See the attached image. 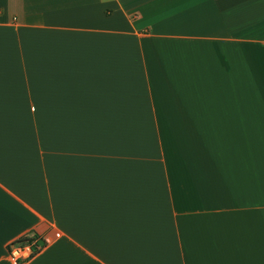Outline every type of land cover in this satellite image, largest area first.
Returning a JSON list of instances; mask_svg holds the SVG:
<instances>
[{
    "label": "crops",
    "instance_id": "obj_1",
    "mask_svg": "<svg viewBox=\"0 0 264 264\" xmlns=\"http://www.w3.org/2000/svg\"><path fill=\"white\" fill-rule=\"evenodd\" d=\"M264 264V0H0V264Z\"/></svg>",
    "mask_w": 264,
    "mask_h": 264
},
{
    "label": "built area",
    "instance_id": "obj_2",
    "mask_svg": "<svg viewBox=\"0 0 264 264\" xmlns=\"http://www.w3.org/2000/svg\"><path fill=\"white\" fill-rule=\"evenodd\" d=\"M25 237L31 238L33 234H27ZM42 247L43 243L36 239H16L8 244L7 252L16 264H22L34 257Z\"/></svg>",
    "mask_w": 264,
    "mask_h": 264
},
{
    "label": "trees",
    "instance_id": "obj_3",
    "mask_svg": "<svg viewBox=\"0 0 264 264\" xmlns=\"http://www.w3.org/2000/svg\"><path fill=\"white\" fill-rule=\"evenodd\" d=\"M18 239H20V240L36 239V240L40 241L39 237H38L37 235H35V234H34L33 237H31V238H28V237L22 236V237H19Z\"/></svg>",
    "mask_w": 264,
    "mask_h": 264
}]
</instances>
